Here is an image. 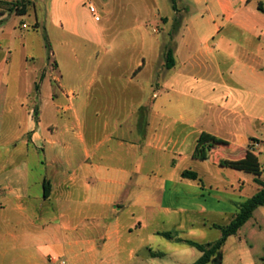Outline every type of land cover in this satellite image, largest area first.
Listing matches in <instances>:
<instances>
[{
  "label": "crops",
  "instance_id": "crops-1",
  "mask_svg": "<svg viewBox=\"0 0 264 264\" xmlns=\"http://www.w3.org/2000/svg\"><path fill=\"white\" fill-rule=\"evenodd\" d=\"M146 1L138 8L137 24L145 32L151 20H158L163 29L158 46L155 40L150 46V35L142 34L136 62L119 76L125 105L105 98L117 69H87L90 77L85 82L61 83L62 77L54 73L59 64L27 53L25 35L14 51L15 32L28 25L5 22L6 14L0 13V76L6 85L10 82L23 90L14 102L24 114L25 145L0 148V264H155L164 254L153 248L155 237L163 232L154 221L156 196H160L158 210L170 216L188 212L177 203L187 202L189 189L197 197L203 196L206 186L219 191L218 183L180 168L181 162L195 160L192 152L198 135L206 132L226 141L229 151L238 150L235 160L243 158L247 137L235 126L236 110L218 104L214 119L202 126L198 117L173 112L169 93L185 81L182 74L189 67L207 68V57L242 40L244 56L258 77L253 89L264 98V0H164L171 8L166 14L157 8V0ZM32 26L37 28L38 21ZM52 26L86 42L100 41L98 34L75 20L68 26L61 22ZM197 36L208 49L206 54L195 51ZM168 41L174 58L170 69L164 66ZM48 56L55 58V52ZM150 57L157 58L153 67ZM43 85L50 89L55 128L41 129ZM221 96L229 98L226 93ZM35 102L33 116L29 106ZM214 121L229 129L226 138L214 130ZM33 154L36 162L30 161ZM33 167L39 170L37 176ZM186 170L194 171L201 182L182 177ZM243 186L241 180L221 186L235 213L246 199L240 200ZM165 196L174 207L164 204ZM260 208L264 206L256 210Z\"/></svg>",
  "mask_w": 264,
  "mask_h": 264
},
{
  "label": "rangeland",
  "instance_id": "rangeland-1",
  "mask_svg": "<svg viewBox=\"0 0 264 264\" xmlns=\"http://www.w3.org/2000/svg\"><path fill=\"white\" fill-rule=\"evenodd\" d=\"M13 1L16 0H0V13L6 14L5 22L28 25L27 29L15 32L13 46L15 52L22 45L21 36L25 35L27 40L25 51L37 57L43 56L47 63L49 59L51 63L57 62L60 67L54 73L62 77L61 83L70 85L88 80L90 75L85 74L87 69L113 67L117 70L113 75L114 79L105 88V98L125 105V91L118 78L136 62L137 52L141 48L142 34L150 35V46L152 40H155V45L158 46L163 29L162 23L158 20L155 22L151 20L145 27V32L137 24L138 8L146 0H85L79 3H75L74 0H31L34 5L29 7L28 14L19 17L9 10ZM103 1L106 2L105 5L101 4ZM90 5L93 6L94 12L89 10ZM157 6L161 8L162 14L171 12L169 1L157 0ZM34 20L39 23L37 28L32 26ZM74 20L86 31L98 34L100 41L86 42L82 36L79 38L71 36L58 27L52 26L59 22L68 26V21ZM153 30L156 32L153 33ZM44 36L52 52H55V58L48 56L49 51L45 46ZM194 43L196 52L200 50L201 55L206 54L208 49L204 47L200 36L194 38ZM145 44L147 45V40ZM243 45L242 40H237V43L231 45L229 50L214 52L207 57L208 67L205 69L189 67L182 74L186 78L185 81L178 83V86L170 91L169 98L173 112L181 111L189 118L198 117L199 125L202 126H208L210 120L214 119L218 104H226L236 110L239 118L235 126L239 133L247 137L245 150L249 149L257 155L264 171V144H260L259 137L264 139V98L260 97V90L253 89L258 77L250 69L252 65L249 62L250 59L244 56ZM167 46H172L170 41L167 42ZM149 60L150 67L155 66L157 58L150 57ZM78 69H81L80 74L77 73ZM3 79L4 77L0 76V148L2 150L14 147L24 148V139L21 138L24 114L14 102V97L23 93V90L13 87L10 82L6 85ZM51 83L55 90V84L53 81ZM130 91L126 90L128 93ZM49 93V87L43 85L40 97L41 129L45 126L55 128V109L49 104ZM225 93L228 99L221 96ZM220 96L222 99L217 103ZM29 108L34 116L38 105L35 102V106L32 105ZM214 126V130L222 134V138H226L229 129L215 121ZM190 142L189 139L188 151L191 148ZM44 146L47 145L44 144ZM213 153L209 161L202 162L189 158L181 162L180 168L195 170L204 177V180L218 183L219 191L215 187L210 189L206 186L203 196L197 197L189 189L187 202L177 203L186 207L188 212L179 214L173 212L170 216H163L160 209L158 210L160 196L157 195L154 221L159 230L171 232L178 238L200 244L212 242L219 238L221 233L210 225L224 226L235 215L231 199L222 194V184L231 180L243 181L240 200L247 199L256 193L259 187L254 182V175L212 164L213 162L217 164L220 159L235 160L239 155L238 150L229 151V148L224 147ZM36 160L35 154L30 156L31 162ZM38 171L36 167H33V176H37ZM261 179H264V172ZM164 204L175 206L166 196ZM155 241L154 250L164 253L162 257L155 259V264H190L200 254L194 247L167 240L161 236H156ZM262 258H264V208L256 210L253 217L235 235L227 238L222 247V264H264Z\"/></svg>",
  "mask_w": 264,
  "mask_h": 264
},
{
  "label": "trees",
  "instance_id": "trees-1",
  "mask_svg": "<svg viewBox=\"0 0 264 264\" xmlns=\"http://www.w3.org/2000/svg\"><path fill=\"white\" fill-rule=\"evenodd\" d=\"M34 2L31 0H16L11 3L10 11L18 16L27 14L29 7H32ZM260 9V6H258ZM45 46L50 52V46L44 36ZM164 66L170 69L174 66L173 49L167 46L164 54ZM228 143L220 138H217L206 132H201L195 142L192 152V158L198 161H209L211 155L217 149H223ZM220 151H218L219 153ZM213 153V154H212ZM216 154V153H215ZM214 154V155H215ZM213 162V161H212ZM214 163V162H213ZM219 167L229 168L236 171H243L255 176L254 182L259 186V189L251 197L245 199L237 205V212L231 220L224 226L211 224V228L218 229L220 236L212 242L204 244L196 243L190 240H184L176 237L171 232H159L158 235L177 243L194 247L200 252V256L191 264H222V247L229 236L235 235L238 230L252 217L253 212L264 206V181L260 179L263 169L259 163L257 155L253 151L247 149L243 158L237 160L220 159L217 163ZM182 177L197 180L201 182L194 171L186 170L181 173ZM152 256H161L160 253H152ZM264 261V258H262Z\"/></svg>",
  "mask_w": 264,
  "mask_h": 264
},
{
  "label": "built area",
  "instance_id": "built-area-1",
  "mask_svg": "<svg viewBox=\"0 0 264 264\" xmlns=\"http://www.w3.org/2000/svg\"><path fill=\"white\" fill-rule=\"evenodd\" d=\"M89 10L91 11V12H94V8H93V6H89ZM95 20H97V17H95Z\"/></svg>",
  "mask_w": 264,
  "mask_h": 264
}]
</instances>
